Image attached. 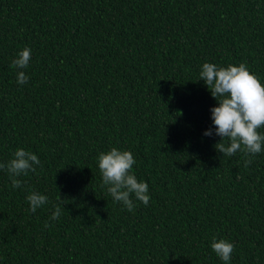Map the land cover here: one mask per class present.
Returning a JSON list of instances; mask_svg holds the SVG:
<instances>
[{
	"label": "trees",
	"instance_id": "1",
	"mask_svg": "<svg viewBox=\"0 0 264 264\" xmlns=\"http://www.w3.org/2000/svg\"><path fill=\"white\" fill-rule=\"evenodd\" d=\"M205 62L264 85V0H0V163L19 148L41 162L20 188L0 169V264H224L214 237L235 245L229 264H264V152L214 147ZM113 147L133 153L147 206L102 185ZM33 191L48 197L35 213Z\"/></svg>",
	"mask_w": 264,
	"mask_h": 264
},
{
	"label": "clouds",
	"instance_id": "2",
	"mask_svg": "<svg viewBox=\"0 0 264 264\" xmlns=\"http://www.w3.org/2000/svg\"><path fill=\"white\" fill-rule=\"evenodd\" d=\"M30 60L31 48L26 47L11 61L10 67L17 70V83L20 85L29 80L23 70L29 67ZM200 80L218 102V106L210 109L215 135L221 137V141L214 146L216 150L228 157L234 156L238 151L246 156L264 152V132L259 131L264 126V85L260 79L250 73L244 63L221 67L205 62L199 72L198 81ZM204 135L211 137L213 130L208 129ZM225 140L228 141L227 144ZM97 160L102 185L106 186L107 193L115 202L122 203L130 212L135 210L133 196L145 206L149 204V185L138 180L132 172L136 159L131 151L113 147L106 153L101 152ZM40 163L36 154L19 148L10 161L0 163V169H6L13 188H20L23 181L18 177L27 175L30 171L35 172ZM251 163V159L245 161L246 166ZM27 201L29 210L35 213L48 202V197L33 191L27 196ZM60 215L61 208L55 205L49 220L56 221ZM44 226L47 228L50 225L46 221ZM211 249L224 264H229L235 245L226 239L217 240L214 237Z\"/></svg>",
	"mask_w": 264,
	"mask_h": 264
}]
</instances>
